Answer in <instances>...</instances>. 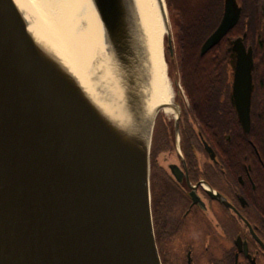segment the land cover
Returning a JSON list of instances; mask_svg holds the SVG:
<instances>
[{
	"label": "water",
	"instance_id": "water-1",
	"mask_svg": "<svg viewBox=\"0 0 264 264\" xmlns=\"http://www.w3.org/2000/svg\"><path fill=\"white\" fill-rule=\"evenodd\" d=\"M91 2L125 104L139 105L145 96L137 87L142 58L128 0ZM239 15L237 1L224 0L221 22L202 43L200 56L221 41ZM230 51L232 102L248 133L252 51L242 39L232 42ZM173 108L180 111L177 104ZM160 111L147 149L139 133L117 128L40 52L13 0H0V264H162L149 187L152 131ZM256 240L264 253L263 242Z\"/></svg>",
	"mask_w": 264,
	"mask_h": 264
},
{
	"label": "flooded vegetation",
	"instance_id": "flooded-vegetation-1",
	"mask_svg": "<svg viewBox=\"0 0 264 264\" xmlns=\"http://www.w3.org/2000/svg\"><path fill=\"white\" fill-rule=\"evenodd\" d=\"M215 1L213 31L221 22L224 3ZM236 1L238 21L214 47L218 52L224 49L227 69L215 80L221 105L214 108L212 119L203 114L197 117L192 110L186 113L180 105L175 116L164 114L154 123L149 173L153 231L159 255L171 262L176 258L178 264L264 263L256 240L264 244L260 213L264 153L258 149V138L250 135L256 122L254 93L264 94V69L257 60L258 50L264 49V0ZM237 39L251 49L253 58L248 133L238 121L231 97L234 58L230 48ZM197 258L202 262H196Z\"/></svg>",
	"mask_w": 264,
	"mask_h": 264
},
{
	"label": "bare ground",
	"instance_id": "bare-ground-1",
	"mask_svg": "<svg viewBox=\"0 0 264 264\" xmlns=\"http://www.w3.org/2000/svg\"><path fill=\"white\" fill-rule=\"evenodd\" d=\"M13 2L40 52L75 80L83 94L117 128L127 134L129 131L139 133L142 144L148 149L157 108L161 107L165 115L176 114L174 89L164 60L167 12L163 0H128L132 37L142 58L137 87L145 95L134 107L125 104L123 83L91 0Z\"/></svg>",
	"mask_w": 264,
	"mask_h": 264
},
{
	"label": "trees",
	"instance_id": "trees-1",
	"mask_svg": "<svg viewBox=\"0 0 264 264\" xmlns=\"http://www.w3.org/2000/svg\"><path fill=\"white\" fill-rule=\"evenodd\" d=\"M175 3V9L178 12L183 11L185 15L184 20L182 18L180 30V44L182 45L180 69L183 87L194 115L200 117L203 114V116H210L212 119L214 108L221 105L217 102L221 93L217 92L219 87L215 84V80L218 74L225 75L227 56L224 54V49L218 52V47L213 48L204 56H200L199 49L215 27L217 3L215 0H176ZM258 51L261 55L257 59L258 64L260 63V67L264 69V49ZM263 89L264 87H261V90ZM263 95L260 91L254 93L255 108L252 112V118L255 117L256 122L252 124L250 135L258 138V149L264 153ZM259 102H262L260 108ZM256 110H258V115H254ZM260 213L261 225L264 228V206L260 209Z\"/></svg>",
	"mask_w": 264,
	"mask_h": 264
},
{
	"label": "rangeland",
	"instance_id": "rangeland-1",
	"mask_svg": "<svg viewBox=\"0 0 264 264\" xmlns=\"http://www.w3.org/2000/svg\"><path fill=\"white\" fill-rule=\"evenodd\" d=\"M175 1L176 0L174 1L164 0L165 7L167 10V17H168V26H169L168 33L170 35L171 45L173 48V56H170L168 48H167V36L165 33L163 37L164 60L166 63V70H167V74L170 80V84L172 85L174 89L173 103L179 106L184 105L185 106L184 110L187 113V110L190 112V110H193V109L190 104L189 98L186 94V91L183 87L182 74H181V69H180L181 54H182L181 52L182 45L180 44V30H181L182 18L184 20L185 15L183 11L178 12V10L175 9L174 7L176 5ZM199 52H200V49H199ZM158 115L155 121H158L162 116H165L164 113H162L161 111L158 113ZM167 116L171 117V115H167ZM152 134H153V131H152ZM150 161L151 159H150V153H149V173H150ZM160 162L163 163L161 160ZM149 187H150V182H149ZM150 200H151V197H150ZM159 256H160L162 264H178L176 263V260H175L176 258L172 259V262H171V258H163L161 255ZM184 259H185V255H183V260ZM197 261L202 262L201 259L199 260L198 258L196 262Z\"/></svg>",
	"mask_w": 264,
	"mask_h": 264
}]
</instances>
